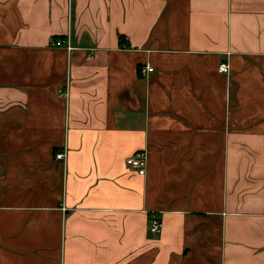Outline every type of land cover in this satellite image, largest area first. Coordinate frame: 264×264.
<instances>
[{
  "label": "crops",
  "instance_id": "0c3cea01",
  "mask_svg": "<svg viewBox=\"0 0 264 264\" xmlns=\"http://www.w3.org/2000/svg\"><path fill=\"white\" fill-rule=\"evenodd\" d=\"M0 264H264V0H0Z\"/></svg>",
  "mask_w": 264,
  "mask_h": 264
},
{
  "label": "built area",
  "instance_id": "2783aa9c",
  "mask_svg": "<svg viewBox=\"0 0 264 264\" xmlns=\"http://www.w3.org/2000/svg\"><path fill=\"white\" fill-rule=\"evenodd\" d=\"M64 44L63 41H58L57 45L62 46ZM220 70L223 73H230L231 71V65L229 62H223L220 66ZM155 71V68L148 64L144 68H142V74L148 75L150 73H153ZM61 95L68 98L70 95L69 88L66 87L65 89H62ZM57 158L60 160H66L67 158V151H61L58 153ZM128 165L130 167L136 169L140 174L146 175L148 172V150H141L136 152L133 156L128 158L127 160ZM163 227V223L160 221L159 218H155L150 225V230L152 233H158L161 231Z\"/></svg>",
  "mask_w": 264,
  "mask_h": 264
},
{
  "label": "trees",
  "instance_id": "16d2710c",
  "mask_svg": "<svg viewBox=\"0 0 264 264\" xmlns=\"http://www.w3.org/2000/svg\"><path fill=\"white\" fill-rule=\"evenodd\" d=\"M124 42V41H123Z\"/></svg>",
  "mask_w": 264,
  "mask_h": 264
}]
</instances>
